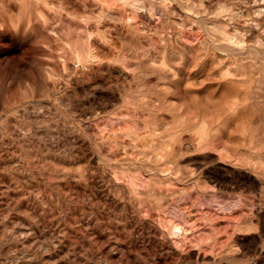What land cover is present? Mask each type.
Instances as JSON below:
<instances>
[{
	"label": "rangeland",
	"instance_id": "rangeland-1",
	"mask_svg": "<svg viewBox=\"0 0 264 264\" xmlns=\"http://www.w3.org/2000/svg\"><path fill=\"white\" fill-rule=\"evenodd\" d=\"M0 264H264V0H0Z\"/></svg>",
	"mask_w": 264,
	"mask_h": 264
}]
</instances>
